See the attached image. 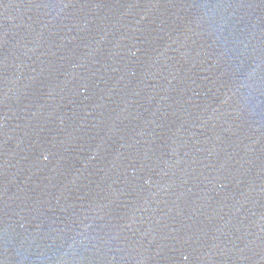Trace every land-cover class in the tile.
Masks as SVG:
<instances>
[{"label": "water", "instance_id": "water-1", "mask_svg": "<svg viewBox=\"0 0 264 264\" xmlns=\"http://www.w3.org/2000/svg\"><path fill=\"white\" fill-rule=\"evenodd\" d=\"M0 264H264V0H0Z\"/></svg>", "mask_w": 264, "mask_h": 264}]
</instances>
